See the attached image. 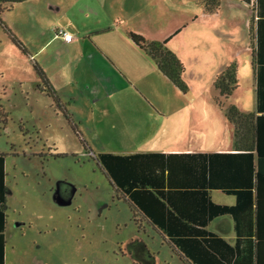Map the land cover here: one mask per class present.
Masks as SVG:
<instances>
[{"label":"rangeland","instance_id":"obj_1","mask_svg":"<svg viewBox=\"0 0 264 264\" xmlns=\"http://www.w3.org/2000/svg\"><path fill=\"white\" fill-rule=\"evenodd\" d=\"M58 1L27 0L16 7H24L32 28L50 37L58 17ZM220 1L221 17L241 22L242 59L236 63L240 87L230 104L243 113L255 112L249 30L245 35L242 24L245 19L250 22L253 13L236 0ZM43 3L46 9L40 6ZM162 6L176 10L180 15L176 17L194 16L200 25L208 17L192 0H159L153 5L155 9ZM172 17L167 12V18ZM187 33L165 38L166 31L152 29L149 36L154 39L148 40L172 43L176 39L170 43L171 49L179 41L183 48L185 39L189 41ZM34 62L35 57L19 50L0 26V117L7 118L4 124L0 122V154L6 156L7 173V264H186L160 233L135 224L129 205L95 159L97 154L128 147H84L63 114L34 89L38 78ZM183 80L187 91H179L188 98L199 96L201 102L192 113L202 118L193 119L192 127L198 124L195 131L208 136L207 147L193 148H233L234 127L214 101L211 78L194 77L190 68ZM213 197L219 204L234 202V197L221 192H214ZM229 219L216 220L209 230L232 243L235 233Z\"/></svg>","mask_w":264,"mask_h":264},{"label":"crops","instance_id":"obj_2","mask_svg":"<svg viewBox=\"0 0 264 264\" xmlns=\"http://www.w3.org/2000/svg\"><path fill=\"white\" fill-rule=\"evenodd\" d=\"M157 1L60 0L58 17L50 28V37L32 28L33 24L22 11L24 7H16L17 4L5 12L2 19L27 45L26 48L45 72L89 146L128 147L107 153L163 155L157 158L165 162L175 161L177 164H183L182 160L186 159L171 155L233 152L234 145L233 148L216 150L193 148L207 147V134L195 131L200 128L198 124L192 127L193 119L202 118L200 114L192 113V110L197 109L196 104L201 105L200 97L188 98L183 95L159 70L157 64L131 40L130 34L145 36L148 40L154 39L149 36L152 29L166 31L165 38L173 34L177 38L178 33L180 37L187 31L189 41L185 39L183 48L182 41L171 49L170 40L168 46L182 61L185 71L192 68L194 77L202 79L207 75L211 78L215 98L217 77L232 63H240L242 59L239 44L241 22L221 17L223 8L220 0L219 9L213 14L207 11L205 0H192L201 5L208 16L206 23L201 25L196 23L194 16L176 17L180 16L175 13L176 10L165 6L155 9L153 5ZM236 1L248 6L253 13L250 22L245 19L242 23L245 35L249 30L252 66L253 49L257 54L264 55V0H257L254 7L247 0ZM40 6L47 8L46 3ZM167 12L175 17L167 18ZM63 32L72 35V40L66 41ZM254 80L257 106L255 112L251 113L260 115L257 110L255 73ZM35 81L34 89L45 95L59 111L53 100L38 90L40 78ZM141 147L158 148L146 150ZM177 174L182 175L179 171ZM214 192L221 191L211 192L212 200L217 203L213 197ZM235 203L234 197L232 204L221 205ZM4 210L6 212V205ZM223 217H230L229 220L233 221L231 216H221L213 220L207 229ZM143 224L159 233L146 220H142L139 226ZM234 224L233 221V228ZM233 239L232 243L227 241L234 245L236 233Z\"/></svg>","mask_w":264,"mask_h":264},{"label":"trees","instance_id":"obj_3","mask_svg":"<svg viewBox=\"0 0 264 264\" xmlns=\"http://www.w3.org/2000/svg\"><path fill=\"white\" fill-rule=\"evenodd\" d=\"M25 1L0 0V26L13 44L28 55L26 46L2 19L15 4ZM247 1L251 7L257 2ZM205 2L210 14L219 9L218 0ZM130 37L159 70L186 93L185 66L169 48L170 40L149 41L134 33ZM251 42L254 43L252 30ZM252 66L260 115L243 113L229 103L240 87L236 63L220 74L214 85V99L235 130L233 152L170 156L184 157L183 164L161 161L157 157L163 155L155 154L100 153L95 156L129 205L135 224L146 220L165 237L167 244L186 264H264V55L257 54L255 49ZM34 68L41 80L38 90L53 100L82 145L88 147L78 124L62 105L45 72L36 62ZM0 122L4 124L7 118L0 117ZM178 171L182 175L178 176ZM6 178V156L0 154V264H6ZM212 191L233 196L236 203L217 204L212 200ZM221 216H231L235 223L234 245L207 229Z\"/></svg>","mask_w":264,"mask_h":264},{"label":"built area","instance_id":"obj_4","mask_svg":"<svg viewBox=\"0 0 264 264\" xmlns=\"http://www.w3.org/2000/svg\"><path fill=\"white\" fill-rule=\"evenodd\" d=\"M62 36H63V38H64L66 41H71V40H72V35H69V34L66 33V32H63V33H62Z\"/></svg>","mask_w":264,"mask_h":264}]
</instances>
